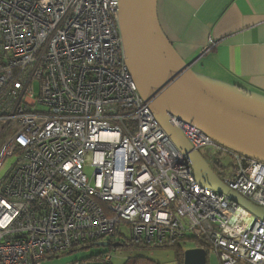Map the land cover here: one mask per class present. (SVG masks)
Returning <instances> with one entry per match:
<instances>
[{"label":"built area","instance_id":"1","mask_svg":"<svg viewBox=\"0 0 264 264\" xmlns=\"http://www.w3.org/2000/svg\"><path fill=\"white\" fill-rule=\"evenodd\" d=\"M172 121L229 189L264 209V162ZM13 157L0 179V264L120 245L122 229L137 247L192 239L220 264H264V220L197 183L140 94L119 0H0V170Z\"/></svg>","mask_w":264,"mask_h":264},{"label":"crops","instance_id":"2","mask_svg":"<svg viewBox=\"0 0 264 264\" xmlns=\"http://www.w3.org/2000/svg\"><path fill=\"white\" fill-rule=\"evenodd\" d=\"M152 17L182 82L264 121V0H152Z\"/></svg>","mask_w":264,"mask_h":264},{"label":"water","instance_id":"3","mask_svg":"<svg viewBox=\"0 0 264 264\" xmlns=\"http://www.w3.org/2000/svg\"><path fill=\"white\" fill-rule=\"evenodd\" d=\"M119 22L129 70L138 90L162 128L187 156L197 183L206 190L228 195L264 220V209L251 205L229 189L194 150L172 118L262 162L264 121L227 108L182 82L183 72L173 71L159 49L153 29L152 0H119ZM110 245L98 244L99 247ZM207 256L205 249H189L184 253L183 264H207Z\"/></svg>","mask_w":264,"mask_h":264},{"label":"rangeland","instance_id":"4","mask_svg":"<svg viewBox=\"0 0 264 264\" xmlns=\"http://www.w3.org/2000/svg\"><path fill=\"white\" fill-rule=\"evenodd\" d=\"M154 34L156 35V40L161 47L162 53L165 58L167 57L166 51L167 49L163 46L161 33L158 27L157 20L153 25ZM203 157L208 161L210 152L208 149L202 151ZM214 157L218 158V154L216 151H213ZM16 158H8L4 163L3 167L0 170V179H2L15 164ZM221 163L225 169V172L228 173L232 169L231 159L227 156H224L221 159ZM91 175V171H88ZM122 234L124 237L122 238L123 245L121 248L112 250V264H129L134 261L142 260L147 264H180L178 260V253L180 250L187 251L189 249H196L197 242L192 240H187L184 242H180V246L176 245L174 247H164V248H132L128 247L130 236L126 229H122ZM191 238V236H189ZM110 247H99L96 244L79 247L73 252H68L67 254H61L59 257L52 259L56 264H93V259L97 255L109 251ZM212 255V256H211ZM209 258L214 259L215 264H220L217 256L209 253ZM56 261V262H55Z\"/></svg>","mask_w":264,"mask_h":264},{"label":"trees","instance_id":"5","mask_svg":"<svg viewBox=\"0 0 264 264\" xmlns=\"http://www.w3.org/2000/svg\"><path fill=\"white\" fill-rule=\"evenodd\" d=\"M187 240H192V239H186V240H183L181 242H184V241H187ZM192 241H196L197 242V247L198 248L205 249L207 251V254H208V257H209L210 249H209V247L206 244H204L201 241H197V240H192ZM176 245L180 246V242L175 244V245H173V246H171V247H174ZM122 246L123 245H121V244L118 247H116V245H110V250L109 251H105V252L97 255L96 257H94V259L92 260L93 264H112V263H106L105 262L106 255L107 254H111L113 249H118V248H121ZM127 246L128 247H132V248H143V247H137V246L131 244L130 242H129V245H127ZM146 248H149V247H146ZM184 253H185V251H183V250H180L179 253H178V260L180 261V264H183V262H184ZM129 264H147V263L145 261L138 260V261H134V262L129 263Z\"/></svg>","mask_w":264,"mask_h":264}]
</instances>
